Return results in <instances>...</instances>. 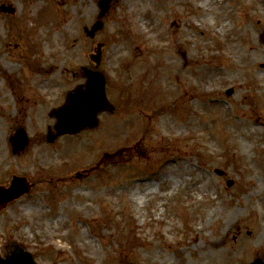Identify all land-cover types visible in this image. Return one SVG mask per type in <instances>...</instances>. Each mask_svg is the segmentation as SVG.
<instances>
[{"label": "rangeland", "instance_id": "rangeland-1", "mask_svg": "<svg viewBox=\"0 0 264 264\" xmlns=\"http://www.w3.org/2000/svg\"><path fill=\"white\" fill-rule=\"evenodd\" d=\"M99 1L0 0L13 8L0 9V184L22 175L34 184L0 213V258L19 245L37 264H251L264 252V0L210 3L205 28L194 25L200 0H152L160 6L149 32L134 28L149 18L141 6L110 0L99 18ZM98 20L103 28L87 36ZM155 31L163 41L147 38ZM98 44L112 110L93 130L49 144L40 135L54 122L47 110L21 111L19 99L50 95L56 105L57 91L86 82L82 68L94 66ZM167 56L178 60L167 68L172 89L162 77ZM20 122L31 142L14 155L9 137ZM161 178L182 184L163 198ZM145 180L152 191L134 202L124 187Z\"/></svg>", "mask_w": 264, "mask_h": 264}, {"label": "water", "instance_id": "water-1", "mask_svg": "<svg viewBox=\"0 0 264 264\" xmlns=\"http://www.w3.org/2000/svg\"><path fill=\"white\" fill-rule=\"evenodd\" d=\"M101 8L100 17H103L110 8V0H101L99 2ZM103 27L102 22H97L91 31L86 29L89 36L94 37L95 33ZM100 47V46H99ZM92 59L99 63L100 48L97 50V55L92 56ZM84 74L88 78L85 87L76 89L70 93L67 98V104L54 110L53 115L57 119L55 125L56 134H49L48 140L53 142L60 136L77 134L85 129H93L98 125V115L105 111L111 110V105L106 95V82L104 76L93 70L84 69ZM233 93L228 91V95ZM15 147V152L24 149L28 140L26 134L20 131L16 137L12 139ZM223 175L224 172L217 171ZM229 186L233 182L228 183ZM30 190L25 178L15 177L9 189L0 188V212L5 209L8 204L19 198ZM1 264H35L32 256L16 247L13 256L8 261H0ZM254 264H262L259 261Z\"/></svg>", "mask_w": 264, "mask_h": 264}, {"label": "bare ground", "instance_id": "bare-ground-1", "mask_svg": "<svg viewBox=\"0 0 264 264\" xmlns=\"http://www.w3.org/2000/svg\"><path fill=\"white\" fill-rule=\"evenodd\" d=\"M151 1L152 0H131V6L133 5V7L131 8V9H137L138 7H142V9H143V12L144 13H146L148 16H149V18L148 19H142V17H138L134 22V28L135 29H137V30H142V32H149L148 31V29H154V30H156L157 29V26H156V24L153 22V20H152V18H151V15H153V13L154 12H156V6H160V4H154V3H151ZM199 4L197 5V7H199V8H201V13L199 14H197V16H195V17H193L194 18V25L195 26H200L201 25V28H205V26H207L208 24H210V22L208 21V19H209V17H208V15H207V12H206V10H207V5L208 4H210V3H213V4H215V5H218V6H220V7H224V3H222V2H220V0H200L199 2H198ZM38 4L39 5H42V0H38ZM196 7V8H197ZM34 8H36L37 10H38V6H35ZM88 11V10H87ZM141 13V12H140ZM140 16H142L141 14H140ZM197 18H199L200 19V22H197ZM227 17L224 15V12L220 15V17H219V20H221V26H220V28L222 29V28H224V25H225V22H226V19ZM199 21V20H198ZM217 22H215L214 23V25L216 24ZM72 24H74L72 21H69L68 23H67V29H68V31H67V33H69V35H70V32L71 31H74L73 29H71V27L73 28V25ZM62 30L63 31H65V28H62ZM40 33H43V32H40ZM0 34H1V32H0ZM202 35H204V36H206V34L205 33H202ZM57 36H58V34H54L53 36H52V38H51V40H50V42L54 45L55 43H57ZM147 38H151V39H153L154 41H158V42H161V41H163L164 40V38L165 37H163V36H161V34H160V32L159 31H157V33H156V31H155V33H153L152 35H149ZM47 46H51V45H46L45 47H47ZM122 50V49H121ZM121 50H119L118 51V53L121 51ZM228 50L229 51H234V52H237V50H236V47H235V45H231V46H229L228 47ZM181 53H183L184 55H185V51H182ZM7 57V55H4V58H6ZM178 62V60H176V58L175 57H173V56H167L165 59H164V62H163V72H164V76H162L163 77V81L164 82H166V84H168L169 86H170V89H172V86L169 84V82L167 81V68L168 67H170V66H173V67H175V65L174 64H178L177 63ZM6 67H9V68H13L12 67V64H7L6 65ZM198 71H203V72H211L212 74H214V75H217L218 73H216V72H213V71H211L210 69L208 70L206 67H204V66H200L199 68H198ZM226 72V71H225ZM227 73V72H226ZM204 78H206V75H204ZM172 84V83H171ZM207 87V86H206ZM10 93V92H9ZM8 93V94H9ZM6 97V96H5ZM166 115V114H165ZM238 122H234V123H232V125L234 124V126L237 124ZM257 123V125L260 123L261 125H263V123H261V119H259V122H256ZM162 125H163V128L166 130V132H169L170 131V129H172L171 127V125H170V122H169V120L167 119V118H164L163 120H162ZM244 125H246V124H244ZM249 126L251 125V124H248ZM231 129L234 131V132H237L239 129L238 128H236V127H231ZM179 133L181 134L182 133V129H180L179 130ZM243 147H244V149H246V150H249L248 149V147H247V145L246 144H244L243 143ZM254 166V165H253ZM185 171H183V170H179V172L177 173V176H181V177H183V173H184ZM260 172V171H259ZM261 173V172H260ZM261 178H262V180H261V182H259L260 184H264V176H262V174H261ZM157 180V179H156ZM153 181L154 180H145V181H143V183H144V185H141V182H139V183H137V186L135 187V188H133V186H125L124 188H125V190L126 191H129L130 192V196H131V198H132V200L134 201V202H136L137 200H138V198H139V196H140V194L141 193H143V192H141L142 190L141 189H143L144 191H152L151 189H152V187H153ZM158 181V183L160 184V185H162V184H164L165 185V187H167V191L162 195L163 196V198H166L168 195H169V193H171V192H173L174 190H176L177 188H179L180 186H181V184H182V182L181 181H178V183H174L173 182V180H168L167 178H161L160 180H157ZM193 185H194V189H199L198 188V182L197 183H192ZM158 185V184H157ZM260 185H255L254 186V188L256 189L257 187H259ZM170 187H172V188H170ZM200 191L202 190V189H199ZM122 191V190H121ZM142 195H146L147 196V194L145 193V194H141V198H143L142 197ZM263 201H264V198H263ZM263 201L262 202H260L259 203V205H260V207L261 208H263L264 209V203H263ZM260 212V215H259V218H260V220L261 221H264V214H263V212L262 211H259ZM236 215H237V211H235L234 213H233V218L234 217H236ZM61 219H59L57 222H59ZM197 238V237H196ZM220 245H221V241L220 240H216V241H213L212 242V248L213 249H217V248H219L220 247Z\"/></svg>", "mask_w": 264, "mask_h": 264}, {"label": "flooded vegetation", "instance_id": "flooded-vegetation-1", "mask_svg": "<svg viewBox=\"0 0 264 264\" xmlns=\"http://www.w3.org/2000/svg\"><path fill=\"white\" fill-rule=\"evenodd\" d=\"M29 80H30L29 78L26 79V81H29ZM35 81H36V79H35ZM81 85H83V84H81ZM68 91H69V89H67V92ZM56 95L58 96L57 97V101L58 102H57L56 105H55V103H53V99H52V97L50 95H47V97H45V98H39L36 102H32L31 101L30 104H28V101L26 99L25 100H22V101H25L27 103L28 109L30 108V106L35 105L36 110H39L41 108L40 110L43 111V112H45V113H46V110H47V112H48L47 115L50 116V121H52L53 120V117L51 115L52 110L54 108H56V107H59V106L63 105L65 103L64 100H66V98H65L66 97V93H62V92L57 91ZM27 96L30 97L31 96V93L27 94ZM61 96H64L65 99L64 100L61 99ZM52 123L53 122H50V123L46 124L45 129L47 131L50 128V126H52ZM17 126H19V125H17ZM42 138H45V132L42 133ZM57 142L58 141H56L54 144H56ZM262 254H263V256L261 255V252L260 253L257 252L255 254L254 259L251 261V263L253 261L258 260V259L259 260H262L264 262V252Z\"/></svg>", "mask_w": 264, "mask_h": 264}]
</instances>
